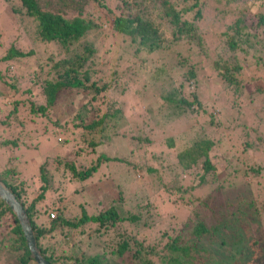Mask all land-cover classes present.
Instances as JSON below:
<instances>
[{
  "label": "trees",
  "instance_id": "obj_1",
  "mask_svg": "<svg viewBox=\"0 0 264 264\" xmlns=\"http://www.w3.org/2000/svg\"><path fill=\"white\" fill-rule=\"evenodd\" d=\"M219 1L2 0L13 17L8 16L7 33L15 38L0 57V83L8 88L7 93L0 89V153L6 160L0 178L26 211L50 264H264V196L251 195L246 182L218 180L229 150L247 166V155L263 140L264 0H257L258 6L256 0L236 5L226 0L214 17H205L208 5ZM222 17L228 23L219 38L213 25ZM216 42L221 46L210 49ZM113 45L116 53L108 59ZM197 67L220 81L217 97L231 93L245 100L248 115L237 109L232 114V106L222 107L226 114L205 116L208 109L198 94L190 91V99L184 94V81L196 80ZM254 71L258 76H250ZM162 74L159 84L150 81ZM131 94L146 107L130 114L139 127L128 130ZM65 97L86 99L94 118H84L82 105L69 115ZM157 99L169 110V121L158 129L187 132L183 147L177 144L179 134L153 142L154 122L145 117ZM141 120L147 131L140 129ZM51 136L59 138L55 149L27 176L29 139ZM115 140L130 143L125 154H104L101 148ZM66 150L70 158L63 155ZM111 163L118 170L101 176ZM236 165L233 160L224 167V178L237 173ZM241 173L264 175L258 164ZM152 174L155 186L149 182ZM188 175L197 184L187 185ZM95 177L104 185L110 181L117 194L111 204L96 207L88 196ZM203 187L211 190L196 197V188ZM240 187L249 189V197L231 203L232 191ZM181 212L183 223L176 227L172 222ZM125 223L132 230L108 239L114 242L111 250L102 240V253L78 256L82 249L71 237L101 238L124 230ZM220 236L232 237L220 240L225 253L220 258L199 247L203 240L217 246ZM254 251L258 260H251ZM11 259L35 264L19 222L0 200V264H12Z\"/></svg>",
  "mask_w": 264,
  "mask_h": 264
},
{
  "label": "rangeland",
  "instance_id": "obj_2",
  "mask_svg": "<svg viewBox=\"0 0 264 264\" xmlns=\"http://www.w3.org/2000/svg\"><path fill=\"white\" fill-rule=\"evenodd\" d=\"M240 0H235L234 2H231L232 5H236ZM249 3H251L252 0H247ZM226 0H220L218 4H215L213 6H209L205 9L204 14L205 17H209L212 18L216 15L217 10L216 9H222L223 5L225 4ZM256 5L260 3V1L256 0ZM249 13L252 14V11H250ZM13 18L11 15V12H9V10L7 9V7H5L2 3V0H0V57L3 55V53H5L10 45V42L12 40H14L15 36L10 37V35H8L7 33V29L10 27V25L8 24V21L10 20L9 18ZM223 19L221 21H219L217 24L213 25V29L216 32V34L218 35V37H221V34L223 32H225L226 30V25L228 23L227 19L225 17H222ZM108 19V18H107ZM109 21L111 22L112 19L109 18ZM203 34L205 33L202 32ZM9 37V38H8ZM208 38V37H207ZM9 39H11L9 41ZM223 41V39H220L221 43ZM101 45V42L99 43V46ZM211 46L214 47H219L221 46L220 44L218 45V42H216L215 44L211 45L209 44L210 49H212ZM105 49H101V54H104ZM116 46L113 45L112 47H110V52L106 54V57L109 59L113 53H116ZM122 52V51H119ZM183 55L186 56L187 54L185 52H183ZM95 60H97L95 58ZM100 62H102L100 60ZM202 67V65H200ZM13 69L10 68V71H12ZM250 69H248L249 72ZM183 71V70H182ZM204 71L206 70H200L198 67L196 68V72H197V78L196 80H191V81H184V94H186V97H188L189 99L191 98V94L190 91H195L196 94H198L199 99H201V102H203L205 104V108H207L208 110L206 111V114H204L205 116H209L208 113L209 112H213L216 115H220L221 113L226 114V111L224 109H222V107H232V109L230 108V112L232 111V114L235 112V110L237 109L238 113L245 116L248 115V111L247 108L245 107V100H241V99H234V96L229 93L230 95H220L217 97V92L218 90H220V81L217 80L211 73H204ZM178 72H181V70H175L174 73L177 74ZM255 75L258 76L257 72H250V76ZM162 75H158L157 77H153L150 79L151 82H155L156 84H159ZM262 79H264V72L260 75ZM123 79H118V81H121ZM179 81V80H177ZM165 88V87H164ZM0 89L7 93L8 92V88L7 85L0 83ZM163 89L161 88V86L159 87V90H156L157 95H159L161 93ZM169 90V88L167 89ZM247 90H249L247 88ZM171 91V90H170ZM163 92H166L165 90ZM225 94V93H224ZM134 94L128 95L126 98V101L128 102V108H127V112H126V116L128 117L129 120V126L127 127L128 130H130V128L135 127L136 129H138V124L136 121L133 122V120L131 121L130 119V114L133 112H137L139 109H145L143 104H141V102H139L138 99H136L134 96ZM66 99V110H68L70 112L69 115H71V113L80 105H82V112L84 113V118H87L88 120H91L94 118L95 113H91L90 107L88 104H86V99L84 101V98H71V97H65ZM214 101V102H210V101ZM263 101V96L260 95V103ZM84 103V105H83ZM164 102L161 101L160 99L154 100L152 101V103L149 105L151 106L150 110H149V115L150 116H146L145 120H152L154 122V124L152 125V127H155V131H156V135L152 134V140L155 143H159L162 140L167 139L168 137H176V134L178 135L177 138V144L178 146H184L186 144V142L188 141L189 138V134L187 132L180 131V128H175V129H158V125L160 127H163V122H168L169 119L167 118V115L169 113V110L167 109V107H165ZM147 105V104H146ZM222 105V106H221ZM146 107V106H145ZM209 111V112H208ZM70 117V116H69ZM152 117V118H151ZM199 118V117H198ZM243 118L242 116L236 120L237 124H240V119ZM200 119V118H199ZM68 120H70L68 118ZM145 120H141L140 121V125L142 126L140 129H143V131H147L148 127L146 125L147 121ZM231 120V117L229 115V121ZM223 121V120H222ZM126 123V122H125ZM146 125V126H145ZM157 128V130H156ZM242 128V127H240ZM261 129L259 134H262V142H259L258 144L256 143V145H254L253 147V151L252 153L248 154L247 156V160H246V164L247 166L249 165H254V164H258V168L260 170L264 171V124L263 126L260 125L259 127ZM180 131V132H179ZM52 135V134H50ZM49 135V136H50ZM120 140V139H119ZM230 140L232 141V139L230 138ZM30 142H28V145L26 147V156H27V160H29V158L31 160L28 161V163L26 164V166H24V171L26 172V175L30 177L29 173H33L38 170L39 164L45 159L46 156H48L51 153V150H54L56 147V144L59 142V138L58 137H54L51 136L49 139L45 138V137H40L38 138H32L29 139ZM121 141V140H120ZM234 141V140H233ZM32 142V143H31ZM130 143H125V141L123 142H119V141H114L104 147L101 148V150L103 151L104 154L109 155L111 157L113 156H118V154H125V151L127 150V146H129ZM156 145V144H155ZM155 145L151 146V151L152 149H155ZM69 155L68 157L70 158L72 155L69 154V151L66 150L64 151L63 155ZM212 156H214V154H212ZM235 156H237L238 158H242V156H240L239 154H232V151L229 150V155L228 158L229 160L226 161V159H222L219 167H220V171H218V174L220 175L218 180L220 181V184H227V183H232V182H239V183H244L246 182L247 184L251 185L252 188V194L254 195L255 198H259L258 196L262 197L264 196V175L263 176H251V178H245V176H242L241 170L242 169H246L247 166H245L242 163H238V159H232L235 158ZM232 159V160H231ZM233 160H235L236 164V169L238 170L237 173H233L231 176H228L226 178L225 174L226 172L223 171L224 167L226 165H228V163L231 161L233 163ZM216 161V160H215ZM4 162H6L5 157L2 153H0V171L2 169V165L4 164ZM243 166L245 168H243ZM118 170V167H115V163H111L109 165H107L105 167V169L103 168V171L100 173L101 176H103L105 174V172H115ZM29 172V173H28ZM115 176V174H114ZM105 177V176H104ZM103 177V178H104ZM99 178V176H98ZM102 178V180H103ZM116 178V177H115ZM141 175L138 172L137 174V179L138 182L140 183L142 181L141 179ZM105 179V178H104ZM110 179V178H109ZM107 180V179H106ZM231 180V181H229ZM149 182L152 183L155 186L156 183V179L154 177V174L149 175ZM194 182V177L192 175H188L185 178V183L187 185H190L191 183ZM194 184H197V181L194 182ZM103 190V191H102ZM210 187H203V188H196V190L194 191V195L196 197H204L205 195H207L210 191ZM247 190V191H245ZM87 191H88V196H91L93 199V203L94 205H96V207H98V203L99 202H105L107 204H111V200L114 196H117V194H115L113 187L110 185V181L107 182V184L104 185V181H99L97 180V177L92 179V184L90 186L87 187ZM146 191L149 192V190L147 189ZM249 189L244 187V189H242L240 187V190H238V192L236 190L232 191L231 194V198H230V202L231 203H237L240 201V197L242 196V198H248L249 197ZM182 213V212H181ZM179 213V215L176 217V222H172L174 226L176 227H180L183 223V219L182 216L183 213L181 214ZM262 219H263V223H264V214L261 213ZM123 229L124 230H110V232L106 235H104L103 237H99V236H92L91 238H88L87 236H83V237H79L76 240L74 239V237H71L72 240H74L75 242H77V244L81 247L82 250H80L78 248L77 252H78V256L79 257H87L89 255H93L99 252H103L102 249V244L101 241L104 240L105 242V246H107V250H111L114 246V242H110L108 239H112V238H116V234L118 232H120L121 234L126 232H130L132 230L131 226H129L128 224H123ZM158 234V233H156ZM222 239H232V237H223L220 236L219 239L217 240V242L219 243L217 246L212 245V244H208L205 240H203L200 244L199 247L204 248L206 250H209L211 252L212 255H214V257L216 258H220L221 255H225L222 247H220V240ZM225 242V241H224ZM229 243V242H228ZM219 247V248H218ZM73 253H75L76 251L73 250ZM247 256V255H246ZM251 256V260H258L259 259V254L257 252H252L250 254ZM15 260L11 259V263L14 264Z\"/></svg>",
  "mask_w": 264,
  "mask_h": 264
},
{
  "label": "water",
  "instance_id": "obj_3",
  "mask_svg": "<svg viewBox=\"0 0 264 264\" xmlns=\"http://www.w3.org/2000/svg\"><path fill=\"white\" fill-rule=\"evenodd\" d=\"M0 200L5 205H7V207L11 210V212L19 222L27 249L29 251V256L33 260V262L35 264H50L47 260L44 259L37 247L36 235L32 229L26 211L1 178Z\"/></svg>",
  "mask_w": 264,
  "mask_h": 264
},
{
  "label": "built area",
  "instance_id": "obj_4",
  "mask_svg": "<svg viewBox=\"0 0 264 264\" xmlns=\"http://www.w3.org/2000/svg\"><path fill=\"white\" fill-rule=\"evenodd\" d=\"M51 217H53V216H51Z\"/></svg>",
  "mask_w": 264,
  "mask_h": 264
},
{
  "label": "clouds",
  "instance_id": "obj_5",
  "mask_svg": "<svg viewBox=\"0 0 264 264\" xmlns=\"http://www.w3.org/2000/svg\"><path fill=\"white\" fill-rule=\"evenodd\" d=\"M52 218V217H51Z\"/></svg>",
  "mask_w": 264,
  "mask_h": 264
}]
</instances>
